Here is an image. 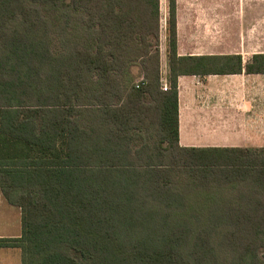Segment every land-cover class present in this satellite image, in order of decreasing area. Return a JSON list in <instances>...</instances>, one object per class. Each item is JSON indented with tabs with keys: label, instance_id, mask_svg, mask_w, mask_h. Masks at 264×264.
Wrapping results in <instances>:
<instances>
[{
	"label": "trees",
	"instance_id": "obj_1",
	"mask_svg": "<svg viewBox=\"0 0 264 264\" xmlns=\"http://www.w3.org/2000/svg\"><path fill=\"white\" fill-rule=\"evenodd\" d=\"M167 29L153 120L159 0H0V190L22 210L0 247L22 264H264V149L180 146L178 77L207 73L177 57L175 0Z\"/></svg>",
	"mask_w": 264,
	"mask_h": 264
},
{
	"label": "crops",
	"instance_id": "obj_2",
	"mask_svg": "<svg viewBox=\"0 0 264 264\" xmlns=\"http://www.w3.org/2000/svg\"><path fill=\"white\" fill-rule=\"evenodd\" d=\"M159 12L161 92L146 93L143 99L153 120L160 115L154 97L168 104L170 0H159ZM175 23L177 57L201 59L207 73L178 77L180 146L264 149V74L246 71L255 57L264 56V0H175ZM237 59L241 72L236 71ZM129 74L131 85L143 83L140 66L131 67ZM21 237L22 210L0 190V240ZM0 264H22L21 248L0 247Z\"/></svg>",
	"mask_w": 264,
	"mask_h": 264
},
{
	"label": "built area",
	"instance_id": "obj_3",
	"mask_svg": "<svg viewBox=\"0 0 264 264\" xmlns=\"http://www.w3.org/2000/svg\"><path fill=\"white\" fill-rule=\"evenodd\" d=\"M164 89H167L166 87Z\"/></svg>",
	"mask_w": 264,
	"mask_h": 264
}]
</instances>
